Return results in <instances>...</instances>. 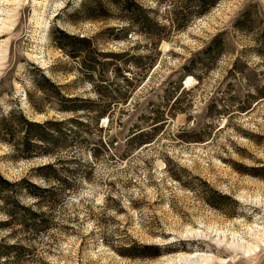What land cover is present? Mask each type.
Returning a JSON list of instances; mask_svg holds the SVG:
<instances>
[{"label": "rangeland", "instance_id": "1", "mask_svg": "<svg viewBox=\"0 0 264 264\" xmlns=\"http://www.w3.org/2000/svg\"><path fill=\"white\" fill-rule=\"evenodd\" d=\"M81 1L0 0V115L18 108L37 123L73 117L31 112L29 95L43 96L33 87L37 70L67 86V96L93 98L89 84H73L74 64L52 41L57 28L100 35L103 52L144 57L131 71L138 76L144 64L153 66L126 102L114 100L110 122L100 120L101 130H92L86 147L78 143L58 156L15 160L0 143V176L15 184L19 194L13 198L45 219L44 227L24 228L0 203V223L8 224L0 229V264H188L191 256L200 264H264V173L258 171L264 168V98L238 111L250 101L246 76L264 85V56L257 53L259 44L264 52V0H219L157 49L139 34L104 40L110 27L126 25L115 20L69 22ZM184 1L172 0L176 7ZM136 2L165 25L173 19L169 3ZM218 35L219 53L210 60L200 56ZM198 56L204 61L188 72ZM235 65L243 75L229 76ZM140 132L150 142L138 147L133 136ZM97 139L107 146L93 159L89 149ZM74 156L79 161L67 162ZM57 157L63 162L55 166ZM47 164L53 172L43 179L37 169ZM24 180L50 190L41 205L24 192ZM11 245L17 247L4 250ZM142 246L159 248V254L143 256Z\"/></svg>", "mask_w": 264, "mask_h": 264}, {"label": "trees", "instance_id": "2", "mask_svg": "<svg viewBox=\"0 0 264 264\" xmlns=\"http://www.w3.org/2000/svg\"><path fill=\"white\" fill-rule=\"evenodd\" d=\"M218 2L219 0H186L182 6L176 7L172 0L171 2L170 0H155L157 5L169 3L167 11L173 15V19L172 17L168 18L166 20L168 24L165 25L154 16V10L142 6L136 0H82L77 14L68 16V20L71 23H76L78 20H115L118 23L126 25L124 27H110L105 31L109 35L104 40H127L130 34H139L147 42L151 43L153 49H157L159 42L168 39V36H171L172 32L184 30L189 18L205 15ZM111 9L115 12L111 13ZM248 17L249 14L245 12L242 22L245 21L244 23H246L249 20ZM242 22L237 23V28L243 29ZM98 37L94 39L80 37L69 34L60 28L54 30L52 33L54 46L62 52L65 58L74 64V66L69 68V72L73 71L77 75L73 84L78 82L89 84V92L93 95V98L67 96L69 95L67 94V90L65 93L62 92V89H65L67 86H56L41 70H37L39 75L37 78H33V87L34 90L42 93L43 96L40 100H32L29 95L27 103L31 112L39 114L50 110L61 115L73 117L61 122L46 121L37 123L30 120L23 110L18 108H10L6 113L0 115V143L10 148L15 160L58 156L57 153L65 150L71 152L70 149L74 150L72 148L78 143L86 147L89 145L88 135L92 134V130H101V128H98L100 120L106 118L108 123L110 122L111 108L118 104L114 100L126 102L141 81L144 80L146 72L153 66L152 61L144 64V68H142L144 72L138 76L131 71H133V68H139L142 65L141 61L144 59L141 60V58L144 57L136 58L129 52H103L98 47ZM221 41V35L215 36L209 45L203 48L200 56L210 60L212 54L219 53ZM260 41L264 43V30L260 35ZM257 53L264 56L260 44L257 48ZM203 61L199 56L196 59L190 60L189 64L191 66L187 71L192 72L193 66ZM127 72L132 74V77H127L125 75ZM238 74L243 75L244 73L238 69L237 65L229 70V76H236ZM246 78L249 86L246 90L247 95L245 100L250 101L243 102L242 106L238 108V111L241 113L250 110L252 103L256 102V100L264 98V85L258 86L250 77L246 76ZM118 82H121L124 87H121ZM180 88L181 86H178L177 89ZM177 100L178 97L174 99L173 103ZM224 112H227V110H224ZM143 137H145L143 132L133 136L134 140H138V147L150 142V139L144 140L146 137ZM106 146L103 140L97 139L96 145L89 149L91 158H97L101 153L100 150H104ZM70 159L72 160L67 162L74 163L79 161L75 156ZM61 162L63 160L57 157L53 165L55 164L56 166V164H60ZM51 169L52 164H47L37 170L41 171L39 172V176L45 179L50 177L49 170ZM258 171L264 173V168H259ZM52 172L53 170H51ZM54 178L57 181H64L61 180L60 176H55ZM21 183L23 184L22 189L24 192L30 196H34L38 200V206L43 203L42 201L47 198V194L50 192L49 189L39 188L37 185L26 180ZM15 187L14 183L0 176V203L6 207L10 206L7 211L3 209L7 218L24 228L33 227L36 229L44 227L45 219L42 214L36 210L33 211L29 207L20 205L13 198L16 196L15 193L19 194ZM69 189L66 188L65 190ZM7 226L8 224L0 223V229H4ZM15 247L17 245L7 246L4 250L8 251ZM140 249L143 256H155L159 254V248L152 246H142Z\"/></svg>", "mask_w": 264, "mask_h": 264}, {"label": "bare ground", "instance_id": "3", "mask_svg": "<svg viewBox=\"0 0 264 264\" xmlns=\"http://www.w3.org/2000/svg\"><path fill=\"white\" fill-rule=\"evenodd\" d=\"M193 80L189 79L187 82H186V86H188L190 83H192ZM186 262L188 264H200L201 260H198L197 258H195V256H191V257H187L186 258ZM209 259L208 258H205L204 262L205 261H208Z\"/></svg>", "mask_w": 264, "mask_h": 264}]
</instances>
